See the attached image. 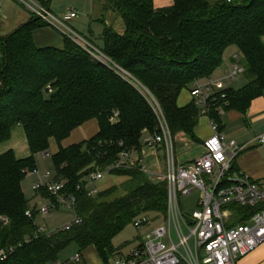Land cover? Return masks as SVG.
Listing matches in <instances>:
<instances>
[{
	"label": "trees",
	"instance_id": "trees-1",
	"mask_svg": "<svg viewBox=\"0 0 264 264\" xmlns=\"http://www.w3.org/2000/svg\"><path fill=\"white\" fill-rule=\"evenodd\" d=\"M101 1L102 22L115 13L125 31L118 34L105 26L102 48H97L127 72L130 81L67 36L63 48L37 47L34 33L46 23L35 15L0 38V145L23 128L31 152L25 159H18L13 150L0 156V252L7 253L0 264L56 262L73 244L82 251L94 247L108 264L121 254L114 238L137 217L167 215V183H155L142 168L143 139L161 128L151 98L141 88L160 106L173 138L182 134L195 143L203 115L195 102L180 107L178 100L183 90L191 91L220 69L228 48L238 49L246 84L215 92L209 120L222 133V114L246 115L255 100L264 98V0H174L162 10L155 9L154 0ZM92 120L99 125L95 136L62 146L73 131ZM53 140L58 146L50 156L53 181L64 185L61 196L76 199L75 214L82 223L49 236L36 227V212L22 185L38 169L36 156L48 154ZM124 153L137 155L138 161L110 175L126 181L88 196L83 187L89 176L115 167ZM39 192L56 202L45 189ZM255 213L239 208L238 223Z\"/></svg>",
	"mask_w": 264,
	"mask_h": 264
},
{
	"label": "built area",
	"instance_id": "built-area-1",
	"mask_svg": "<svg viewBox=\"0 0 264 264\" xmlns=\"http://www.w3.org/2000/svg\"><path fill=\"white\" fill-rule=\"evenodd\" d=\"M25 4L29 10L47 24L63 30L67 37L76 45L88 52L93 59L114 69L125 80L131 76L115 65L95 45L72 30L67 23L78 17L73 9L67 11L62 19L39 7L31 0H16ZM231 2L232 0H228ZM245 69L239 57L234 58L233 68L226 77L218 82L207 80L206 83H197L191 90V96L201 110L202 115L208 116L209 102L213 99L215 85L226 87L227 81H234L243 76ZM154 110L160 122L161 132L156 135H147L142 142L143 149H161L165 151L166 173L153 175L152 178L168 185V211L162 216L161 223L156 226L147 238L130 254H120L114 264H239V261L255 252L264 243V189L246 177L240 176L233 170L234 161L247 149L235 142L227 143L226 137L219 132L218 125L211 123L212 135L203 143L204 155L188 165H180L175 157V139L171 135L163 112L148 92ZM118 118L114 115L113 121ZM259 145H264V133L256 139ZM159 151V150H158ZM44 159L49 154H42ZM133 153H124L115 167L105 172L93 173L89 176L83 190L88 196H96L101 191L97 188L105 175L114 169L130 168L135 165ZM143 170L145 171L143 165ZM30 175L36 176L34 190L39 192L45 189L50 195L59 197L62 206L75 212L76 199L61 196L64 185L54 182L51 171L35 170ZM195 191L199 192L191 212L183 210L179 197L190 199ZM237 204L241 208L256 210V213L244 223H238L236 214L226 207ZM43 216L49 215L50 210H40ZM26 216L31 218V212ZM82 220L77 216L73 223L66 225L62 231H69L80 225ZM148 216L137 217L133 226L140 229L150 225ZM40 232L44 233L41 229ZM49 236L56 233H46ZM28 242V241H27ZM7 258V253L0 252V263ZM73 261H80L76 256ZM46 264H60L58 261Z\"/></svg>",
	"mask_w": 264,
	"mask_h": 264
},
{
	"label": "rangeland",
	"instance_id": "rangeland-1",
	"mask_svg": "<svg viewBox=\"0 0 264 264\" xmlns=\"http://www.w3.org/2000/svg\"><path fill=\"white\" fill-rule=\"evenodd\" d=\"M213 1L215 2L217 0H213ZM0 3L4 5L2 7V12L0 10L1 12L0 37L6 33L14 32L16 28L18 29L22 24L28 22L32 17H34V14L29 10V7L27 5L29 1H25V4L15 0H7V3H4V1H0ZM90 4L91 3L88 0H56L54 1V9L52 13L56 15L57 18L62 19L65 12L67 13V11H69L71 8H75L74 11H76V13L78 14V18L67 24L72 28V30L80 34L85 39H88L89 31L90 29L93 28V24H92L93 22L91 20L92 14L90 13V8H89ZM118 17H119L118 15H113L111 18V24L113 26V30L116 33L123 34L125 31V25L122 18L121 17L118 18ZM43 22L46 23L45 27L35 31L36 42L37 43L39 42L38 44H47L45 46L59 45V47L62 48L64 46V37L67 35V33L63 30H59L47 24V22L45 21ZM95 46L100 49L102 48L101 44H97ZM236 55H239L238 49L236 47H230L226 50L223 59V64L220 67L219 71H217V74L214 78L225 77L227 73L232 70L234 64L233 63L234 58L236 57ZM214 78L211 80L214 81ZM226 84H228L229 87L235 90H239L240 88L245 86L246 80L243 75L234 81H227ZM141 90H142L141 92L144 95H146L147 98L149 99L148 92L144 88L143 89L141 88ZM189 90L190 89H186L183 92L182 96L184 98L188 96V93L190 92ZM221 117H222L223 126H226V131L224 136L228 139V142L229 140H231L230 136H233V134L231 133L238 131L240 127L245 128L246 132L234 138V140H237L239 145H243L245 143L250 142V139L252 140L255 136H257L256 134L260 132V128H262V126L264 125V121L262 123H257V122L252 123L251 117H249L248 121L246 119L245 120L243 119V120H238L233 124H231L232 121L229 123L228 116L226 113L222 114ZM209 130L210 129L206 118L202 117V119H200L199 122L197 136L200 139L204 138L206 135L209 134ZM175 139L178 142L177 144L179 149V147L182 146L181 138L177 139L176 137ZM191 142L190 143L192 146L189 150L179 151L178 149L175 148L176 159L181 157L182 155L188 154L198 146L197 143L193 141ZM5 145L8 146L9 144L6 143L2 145V147H5ZM256 148L257 147H255L254 145L248 146L247 149L239 157L240 158L245 157V159H249L251 153L253 154L257 150ZM259 148L264 149V145H259ZM56 151H57V144L53 140L52 145L50 144V149L48 150V154L52 157ZM157 157L159 158L161 167H163L165 164V157H166L165 151H159L157 153ZM132 159L133 161L137 162L138 156L134 155ZM36 161L40 165L41 172L50 170L53 173L54 168L51 158L44 159L42 154H38L36 156ZM233 168H235V162L233 163ZM36 181H37L36 176L28 175L25 181L23 182L24 194L26 198L29 200L31 210L36 212V215L34 217V223L38 229L40 230L43 229L44 233H60L66 225L73 223L76 220L77 216L75 212L68 210L66 207L62 206L61 199L59 197L56 198V202H55L53 199L47 198L42 193L35 191L33 187ZM125 181H126L125 177L113 176L107 174L100 182H98L97 188L101 192H103L114 186H120ZM153 181L157 184L161 183L159 180L154 178ZM198 196H199L198 191H195L190 199H184L182 196H180L179 200L182 209L191 212L195 208L194 202L198 198ZM43 208H48L50 210L49 215L43 216L40 213V210ZM226 208L228 210L233 211L236 214L237 210L241 207L237 204L231 203ZM147 216L151 222L149 226H145L140 229H137L133 226L132 223L129 226H127L123 232H121L119 235H117L114 238L113 246L118 252H121V254H125V255L130 254V252L136 249L142 242L147 241V238L152 232V230L156 226H159L158 223H161L162 221V215L160 214L157 215L150 214ZM78 255L80 256V261L78 262L73 261V259ZM115 259L116 258L111 257L109 259L108 264H114ZM58 262L60 264H105L102 260L98 258V255L94 247H89L86 250L82 251L76 244L69 246L65 251H63L59 255Z\"/></svg>",
	"mask_w": 264,
	"mask_h": 264
},
{
	"label": "crops",
	"instance_id": "crops-1",
	"mask_svg": "<svg viewBox=\"0 0 264 264\" xmlns=\"http://www.w3.org/2000/svg\"><path fill=\"white\" fill-rule=\"evenodd\" d=\"M0 1H4V3H7V0H0ZM54 1H56V0H31V2L33 4H35L39 7H42L44 9H47L51 13L54 9ZM88 1H90V3H91L89 8H90V13L92 14L91 20L93 22L92 23L93 28L90 29V31H89L88 40H90L94 45H97V44L102 45L101 35L104 31V27L107 26V27L113 29V26L111 24V18L113 15H117V14L110 13V14L106 15V17L104 18L105 22H102V20H103V3H102V1L101 0H88ZM173 4H174V0H154V7L157 10L170 8L173 6ZM3 6L4 5L0 3L1 12H2ZM71 9L75 10V8H71ZM65 14H66V12L64 13V15ZM118 18H120V16ZM10 34H11L10 32L6 33L3 36H1L0 38L6 37ZM34 40H35L36 45L39 48H44V47L61 48V47H59V45L45 46L47 44H38L39 42L38 43L36 42L35 33H34ZM216 74H217V71L215 72V74L210 79L201 80V81H199V83H201V84L206 83L207 80L213 79L216 76ZM225 77L214 78V81L218 82V81L224 79ZM228 87L229 86L227 84L225 88H228ZM223 89H224L223 87L220 88V87H218V85H215L214 92H218V91H221ZM185 90H183V92ZM183 92L181 93L180 98L178 100V105L180 107H185V106L189 105L190 103L194 102V100L191 96V91L188 93V96L185 98L182 96ZM226 114L228 116L229 123L232 121L231 124L235 123L238 120H243V119L244 120L246 119L248 121L249 117L252 118V123H255V122L262 123L264 121V98H259V99L255 100L252 103L251 108L249 109V111L247 112L246 115H243V114L235 112V111H231V112H228ZM202 117H205L207 122H208V126L210 129L209 134L206 135L204 138L200 139L197 136L198 135L197 130L199 128V123H198V126L196 128V136L198 139V142H197L198 146L195 149H193L191 152H189L188 154L182 155L181 157L176 159L177 163L180 165H188L190 163H193V162L197 161L198 159H200L204 155L205 151H204L203 143L206 139H208L212 135V130H211V123H210L209 118L207 116L203 115L200 117V119H202ZM199 122H200V120H199ZM225 131H226V126H223L222 133L225 134ZM98 132H99L98 122L96 120H92L90 122L85 123L83 126L77 128L75 131H73L71 136L62 143V146L64 148H68L74 144H79L81 142L87 141V140L91 139L93 136H95ZM244 132H246L245 128L240 127V129L238 131L231 133V134H233V136H230L231 140H229V142H228V139L226 138L227 143L230 144L232 142H235L238 144L237 140H234V138L236 136L243 134ZM263 133H264V125L262 126V128H260V132H258L256 134L257 136H255L252 140L250 139V142L242 145V146L254 145L255 147H257L256 148L257 150L255 151V153H253V154L251 153L249 159H245V157H241V158L239 157L234 162H235V170H236L235 172H237L240 176L246 177L249 180H251L252 182L257 183L260 187H262L264 189V149L259 148V144L256 141V139H258L261 135H263ZM24 138H25V140H24ZM178 138L179 139L181 138L182 146L179 147V149H178V144H177L178 142L175 139V148L176 149H178L180 151V150H189L191 148L192 142L189 138H187L186 136H184L182 134L178 135L177 139ZM6 143L9 144L10 146L5 145V147H2V145L6 144ZM6 143L0 145V156L4 153L10 151V150H13L15 152L18 159H25V158H28L31 156L27 137H26V134H25V131L23 128H17L12 133L11 139ZM25 143H26V145H25ZM256 144H258V145H256ZM51 145H52V141H51ZM20 149H22V150H20ZM18 151H19V154H18ZM57 152H58V146H57V151L55 152V154ZM158 152L159 151L157 149H151V148L150 149L149 148L143 149L141 152L142 165L145 169V172L151 177L153 175H164L166 173V163L164 164L163 167H161L159 158L157 157ZM37 166H38V169H41L38 162H37ZM47 171H50V170H47ZM22 188H23V185H22ZM98 258H99V256H98ZM239 264H264V243L255 252H253L252 254L248 255L247 257L241 259L239 261Z\"/></svg>",
	"mask_w": 264,
	"mask_h": 264
},
{
	"label": "water",
	"instance_id": "water-1",
	"mask_svg": "<svg viewBox=\"0 0 264 264\" xmlns=\"http://www.w3.org/2000/svg\"><path fill=\"white\" fill-rule=\"evenodd\" d=\"M158 150L160 151L161 149L159 148Z\"/></svg>",
	"mask_w": 264,
	"mask_h": 264
}]
</instances>
